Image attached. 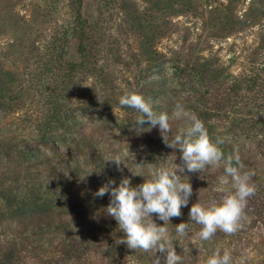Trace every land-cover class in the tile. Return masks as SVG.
Segmentation results:
<instances>
[{
	"label": "rangeland",
	"instance_id": "rangeland-1",
	"mask_svg": "<svg viewBox=\"0 0 264 264\" xmlns=\"http://www.w3.org/2000/svg\"><path fill=\"white\" fill-rule=\"evenodd\" d=\"M70 1L0 0L1 100L32 86L50 53L62 59L64 69L68 62L78 61L70 30ZM81 13L97 42L96 62L102 74L117 81L139 76L149 85L146 95L157 113L171 116L176 104L191 112L200 101L212 110L228 108L224 115L220 113V120L206 123L208 134L213 141H224L219 147L225 156L238 154L240 160L248 159L250 164H243V170L255 173L252 183L256 192L248 199L240 230L233 235L218 230L210 240L202 241L196 236L202 226L189 217L191 206L218 203L226 194L218 189L232 190L231 184L221 185L224 170L216 176L217 166L211 167L214 176H208L207 187L196 186L188 206L181 209L182 215L166 225L177 254L183 258L181 264H206L218 250L231 253V264H264V0H83ZM63 68L60 75L66 76L68 71ZM76 76L66 94L65 114L74 118L68 124H96L95 108L100 99L93 76L98 75ZM39 108V95L31 91L22 109L16 111L18 123L37 130L32 118L21 120L27 115L36 120ZM117 116L106 119L113 121ZM178 121L170 120L174 130L170 139L181 129L174 127ZM4 125L2 140H14L19 147L12 153L13 162L41 171L45 156L35 153L24 137L28 133L23 131L22 136L15 125ZM118 145L120 148L111 144L119 153L130 154L129 160L143 152L153 158L143 167L131 163L135 171L120 177L130 179L131 185L142 184L159 168H174L182 156L163 139L136 144L120 141ZM245 150L260 152L252 155ZM48 180L56 182L52 176ZM188 180L193 188L195 181L184 179ZM74 197H80L85 205L76 209L81 216L77 225L66 223L71 235L52 227L46 229L49 237L36 231L17 239L2 258L13 254L12 264H152L154 253L129 249L119 243L124 235L118 225L114 228L96 220L110 202L94 194ZM154 219L159 220L155 214ZM181 222L189 223L184 237L175 231Z\"/></svg>",
	"mask_w": 264,
	"mask_h": 264
},
{
	"label": "trees",
	"instance_id": "trees-1",
	"mask_svg": "<svg viewBox=\"0 0 264 264\" xmlns=\"http://www.w3.org/2000/svg\"><path fill=\"white\" fill-rule=\"evenodd\" d=\"M82 3L83 0L70 1L73 17L70 30L75 41L78 61L68 62L67 68L64 69L62 59L50 53L41 68V75L33 79L32 86H28L25 92L17 93L5 101L1 100L0 94V130L4 122L5 127L15 125L22 136L23 131H26L28 134L24 137L26 136L28 143L35 149V153L45 156L41 171L36 166L19 167L12 159L14 149L16 152L19 149L18 144L14 140H2L0 136V264H12L13 254L3 255L4 259L2 253L12 249L17 239H22L27 234L38 231L41 236L49 237L51 233L49 230L46 232L49 227L63 230L64 235L70 234L66 223L72 225L70 221H73L74 225H77L81 216L76 213V209L81 208L82 204L85 205L81 198L74 197V194H94L109 180H115V186H119L120 177L125 172L135 171L131 163L143 167L147 166L149 160H153L145 152L137 153L129 160L130 154L127 157L119 153V149L111 146L112 143L120 148V141L136 144L141 141L150 143L162 140L158 126L148 131V125L145 124V131H137L135 121L140 114L132 108L119 105V98L130 92L142 94L148 99L146 92L149 85L139 76L117 81L102 74L96 62L97 42L87 20L82 16ZM62 68L68 71L66 76L60 75ZM82 73L98 75L93 77L99 89L96 96L100 101L95 108L99 118L96 124L89 126L79 122L68 124L69 119L74 118L65 114L68 101L66 94L72 90L78 77L76 75ZM31 91L39 95L40 108L39 112L36 111L39 116L35 120L31 115H27L21 121L32 118L36 122L37 130H30L18 123L19 120L15 116L16 111H20L25 105ZM227 109L212 110L200 101L190 111L196 114L206 127V123L220 120V113L224 115L229 111ZM115 115H118L116 119L110 120ZM107 117L110 119L107 120ZM186 124V121L179 120L174 127L180 129ZM71 136L73 138H70ZM33 137L38 139L31 141ZM57 137L59 141L56 140ZM221 149L223 151V148ZM258 152L260 151L245 150V153L252 155ZM117 155L124 162L119 168L114 162L107 161ZM241 162L250 164L248 159H241ZM182 164L180 160L177 165ZM211 167L201 174L190 173L185 169L181 174L182 180L193 179V190L196 186L207 187L206 181L212 174ZM41 172L43 173L40 174ZM217 172L216 176L223 175V166L217 167ZM44 173H48V176ZM49 176L56 178V182L48 180ZM131 186L138 184L135 182ZM103 199L110 202V195L106 194ZM66 210L68 212H65ZM96 220L104 225H113L114 228L118 225L114 218L105 214V210L96 215ZM154 221L158 223L159 220ZM159 225L163 226V222H159ZM81 227L79 226L80 229ZM44 241L45 239L41 240V243Z\"/></svg>",
	"mask_w": 264,
	"mask_h": 264
},
{
	"label": "clouds",
	"instance_id": "clouds-1",
	"mask_svg": "<svg viewBox=\"0 0 264 264\" xmlns=\"http://www.w3.org/2000/svg\"><path fill=\"white\" fill-rule=\"evenodd\" d=\"M119 105L132 108L140 114L135 121L137 131H145V124L148 125V131L158 126L165 145L179 149L183 162L182 166L175 164L174 168L155 170L151 179L138 186H131L128 178L122 179L119 186H115V180H109L94 193L96 197L110 195L105 214L117 221L124 234L119 243L126 244L129 249L154 253L152 264H181L183 258L177 254L166 227L171 218L182 215V207L188 206L193 195L191 183L182 180L181 174L185 169L190 173L201 174L211 166H223L225 175L221 185L231 184L232 190L225 187L218 189L226 193L218 203L204 206L197 202L191 206L190 220L202 226L196 236L208 241L218 230L227 235L239 231L248 199L256 192V186L252 183L255 173L243 170L239 155L225 156L219 147L224 141L221 138L213 141L204 122L180 104H176L171 116L167 112L157 113L151 99L130 92L119 98ZM172 119L186 121L188 126L181 128L170 139ZM107 161L114 162L117 168L124 163L118 155ZM153 214L163 221V226L153 220ZM188 229L189 223L181 222L175 226L180 237L186 236ZM231 259L228 250H224L223 254L218 250L207 259L206 264H231Z\"/></svg>",
	"mask_w": 264,
	"mask_h": 264
}]
</instances>
